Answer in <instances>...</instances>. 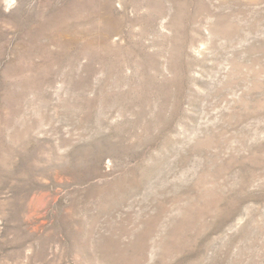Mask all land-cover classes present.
Instances as JSON below:
<instances>
[{
    "label": "rangeland",
    "instance_id": "obj_1",
    "mask_svg": "<svg viewBox=\"0 0 264 264\" xmlns=\"http://www.w3.org/2000/svg\"><path fill=\"white\" fill-rule=\"evenodd\" d=\"M0 264H264V0H0Z\"/></svg>",
    "mask_w": 264,
    "mask_h": 264
}]
</instances>
